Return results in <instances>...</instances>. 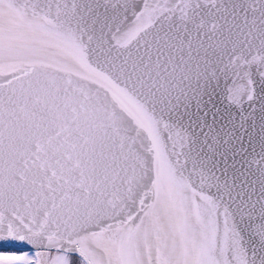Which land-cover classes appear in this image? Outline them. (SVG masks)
Here are the masks:
<instances>
[{"label": "snow or ice", "instance_id": "6c2138e0", "mask_svg": "<svg viewBox=\"0 0 264 264\" xmlns=\"http://www.w3.org/2000/svg\"><path fill=\"white\" fill-rule=\"evenodd\" d=\"M0 264H264V0H0Z\"/></svg>", "mask_w": 264, "mask_h": 264}, {"label": "water", "instance_id": "95a60500", "mask_svg": "<svg viewBox=\"0 0 264 264\" xmlns=\"http://www.w3.org/2000/svg\"><path fill=\"white\" fill-rule=\"evenodd\" d=\"M2 247L8 248V249H13L12 245H3Z\"/></svg>", "mask_w": 264, "mask_h": 264}]
</instances>
